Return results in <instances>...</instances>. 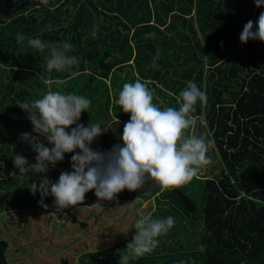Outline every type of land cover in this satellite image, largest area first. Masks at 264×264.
Returning a JSON list of instances; mask_svg holds the SVG:
<instances>
[{
  "label": "trees",
  "instance_id": "trees-1",
  "mask_svg": "<svg viewBox=\"0 0 264 264\" xmlns=\"http://www.w3.org/2000/svg\"><path fill=\"white\" fill-rule=\"evenodd\" d=\"M262 11L254 0H0V264H117L143 215L172 216L174 225L158 237L151 253L130 264H264V43L239 40L247 21L255 30ZM93 24H98L95 38ZM18 33L24 43L16 42ZM29 37L70 42L69 55L78 57V64L46 71L47 51L26 46ZM136 79L153 91V103L164 101L157 103L160 107L178 109L179 92L189 80L206 92L207 103L197 102L192 114L195 135L207 133L214 141L219 169L215 173L213 166L188 182L195 189L193 198L175 187L194 206L200 193L199 228L195 209L186 213L168 199L173 188L162 189L151 180L112 201L98 202L90 190L81 204L57 211L53 197L44 198V208L39 192L29 190L39 174L29 173L28 179L14 167V153L30 163L36 155L20 140L22 133L38 136L18 107L22 102L41 98L49 89L90 99L78 123L100 122L106 131L91 147L107 151L121 143L130 119L113 101L124 83ZM73 154L65 153L50 167V181L71 171ZM96 203L109 206L114 216L121 205L132 213L112 222L95 212ZM84 209L88 222L77 218ZM18 210L50 219L52 231L33 230L30 221L29 229L20 230L9 217Z\"/></svg>",
  "mask_w": 264,
  "mask_h": 264
},
{
  "label": "clouds",
  "instance_id": "clouds-1",
  "mask_svg": "<svg viewBox=\"0 0 264 264\" xmlns=\"http://www.w3.org/2000/svg\"><path fill=\"white\" fill-rule=\"evenodd\" d=\"M47 3V0H42ZM256 7H264V0H254ZM254 22L249 20L243 26L239 40H259L264 43V11ZM98 24H93L91 35L96 37ZM25 36L16 35L18 44L24 43ZM40 52L47 51L44 60L46 71L62 72L78 64L79 58L69 55L73 45L68 41L42 42L40 38H27V45ZM158 55L153 57L156 67ZM57 83H62L58 81ZM154 93L145 82L136 79L126 82L118 91L113 103L122 112L130 114L124 124L121 143L110 150H94L91 145L96 137L106 131L100 122L78 123L81 113L90 105V99L71 92L49 89L41 98L31 102L25 100L18 107L26 114L32 125V132L43 139L22 133L20 140L28 142L36 153L35 162L30 163L24 156H13L14 167L32 179L30 192L40 194L38 203L47 208L44 198H54L57 211L73 207L84 201L85 193L94 190L97 201H112L121 191H136L148 181H154L162 189L179 187L190 182L200 170L212 160L208 156L214 141L207 133L186 134L195 120L197 102L207 103V95L193 81L179 92V108L160 107L153 103ZM75 125V127H72ZM45 141L51 147L45 145ZM79 151H76V150ZM65 153L71 156V171H63L53 183L47 177L50 167L64 159ZM96 206L101 210L100 203ZM174 225V218L163 219L143 215L135 221V234L131 241L119 251L117 264H130L132 259L151 253L159 244L158 237L166 234Z\"/></svg>",
  "mask_w": 264,
  "mask_h": 264
},
{
  "label": "rangeland",
  "instance_id": "rangeland-1",
  "mask_svg": "<svg viewBox=\"0 0 264 264\" xmlns=\"http://www.w3.org/2000/svg\"><path fill=\"white\" fill-rule=\"evenodd\" d=\"M154 103H156V104L158 103L160 105H163L164 101L161 100V103H159V102H154ZM195 133H196V129H195V126H193L190 129L189 134H195ZM208 156L211 157L212 162L209 165L203 167L200 170V172L203 173V174H205V173L207 174V172L210 171V169L213 166H216V170H214L215 173L218 172V169H219V161L218 160L219 159L217 157L216 158L214 157L213 146L209 148ZM213 175H215V174L213 173ZM179 188L182 191H184L189 197H191V198L194 197L195 189L190 183L183 184V185L179 186ZM199 194L200 193H197V195L195 196L196 205H195V212H194V214H195V223H196V226L198 228L200 227L201 222H202V203H201V201L199 199ZM151 202L152 203H149V204H152V208L155 209L153 201H151ZM105 204L108 205L109 203H105ZM100 205H103V204H100ZM102 209L103 210H101L100 208H96L95 212L96 213L104 212V214H107V215H104V216H109V218L111 219L112 222L114 221V219L115 220H119L120 218H123V217L127 216L128 212L132 213V210L130 209V207H126V206H123V205H121V208H120V210L118 212V216H121V217L114 216V213L110 211V207L109 206L105 207V208H102ZM87 211H89V210L84 209L82 211V213L78 214L77 218H78L79 221L88 222V219L86 218ZM105 212H107V213H105ZM9 217H10V220L13 222V224H15V226H19V229L22 230V231H26L27 221H30L31 229H33V230H37L38 229L39 232L45 231L46 233H50L52 231V221L50 219H48V218L46 219V217L44 216L42 219L37 220V218H33V215L30 213L29 210L13 211V212H11ZM30 218H32V219L30 220ZM27 229H29V227ZM36 235H38V234H36ZM40 236H42V235H40ZM83 239H85L87 241L88 247L94 249L92 247V245L90 244L91 243L90 239H86L85 235L83 236L82 240Z\"/></svg>",
  "mask_w": 264,
  "mask_h": 264
},
{
  "label": "water",
  "instance_id": "water-1",
  "mask_svg": "<svg viewBox=\"0 0 264 264\" xmlns=\"http://www.w3.org/2000/svg\"><path fill=\"white\" fill-rule=\"evenodd\" d=\"M168 199L175 203L178 207H180L182 210H184L186 213H191L195 206L192 204L191 201L187 199V197L182 194L178 189L173 188L168 193Z\"/></svg>",
  "mask_w": 264,
  "mask_h": 264
}]
</instances>
